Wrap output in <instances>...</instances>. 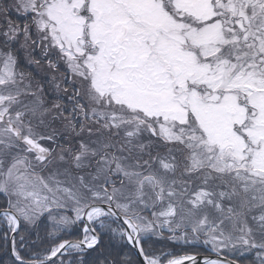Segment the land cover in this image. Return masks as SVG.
Instances as JSON below:
<instances>
[{
    "label": "snow or ice",
    "instance_id": "6c2138e0",
    "mask_svg": "<svg viewBox=\"0 0 264 264\" xmlns=\"http://www.w3.org/2000/svg\"><path fill=\"white\" fill-rule=\"evenodd\" d=\"M97 260L264 264V0H0V264Z\"/></svg>",
    "mask_w": 264,
    "mask_h": 264
},
{
    "label": "trees",
    "instance_id": "16d2710c",
    "mask_svg": "<svg viewBox=\"0 0 264 264\" xmlns=\"http://www.w3.org/2000/svg\"><path fill=\"white\" fill-rule=\"evenodd\" d=\"M24 67L26 68L25 65H24ZM26 69H27V68H26ZM38 78H39V76L36 75V79H37V80H39ZM45 87L47 88L48 85L45 86ZM50 93H51V92H50ZM50 93H49V94H50ZM44 223H46V221H44V222L41 224V229H43ZM41 235H43V231H41ZM80 235H81V233L79 232V230H74L73 233H72V235H71L69 238L74 239V238H77V237L80 236ZM102 244H103V248H102L101 250H99L100 253H102V256L108 254L106 251H104V249H107V248H109V247H111V254H112L113 256L116 255V251H117L116 246H109L108 243H107V238H106V237H105L104 241H102ZM166 250L174 251V252H176L177 254H183V251H191V249H182V248H179V247H177V248H166ZM122 251H126V249H123ZM96 255H97V253H93V256H96ZM102 256H101V258H102ZM97 264H99V260H97Z\"/></svg>",
    "mask_w": 264,
    "mask_h": 264
},
{
    "label": "flooded vegetation",
    "instance_id": "af4514ba",
    "mask_svg": "<svg viewBox=\"0 0 264 264\" xmlns=\"http://www.w3.org/2000/svg\"><path fill=\"white\" fill-rule=\"evenodd\" d=\"M34 55H35L37 58H41V57H40L39 50H37L36 53H34ZM33 66H37V65H33ZM42 66H43V68L47 67V62L44 61V62H43L41 65H39L38 67H42Z\"/></svg>",
    "mask_w": 264,
    "mask_h": 264
},
{
    "label": "rangeland",
    "instance_id": "374dc122",
    "mask_svg": "<svg viewBox=\"0 0 264 264\" xmlns=\"http://www.w3.org/2000/svg\"><path fill=\"white\" fill-rule=\"evenodd\" d=\"M25 66H27L26 63H25ZM48 72H50V73L48 74V78L50 79V78H51V70H49Z\"/></svg>",
    "mask_w": 264,
    "mask_h": 264
}]
</instances>
